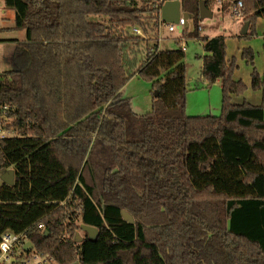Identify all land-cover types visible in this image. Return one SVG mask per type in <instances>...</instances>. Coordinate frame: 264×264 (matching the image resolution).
<instances>
[{"label": "trees", "instance_id": "trees-1", "mask_svg": "<svg viewBox=\"0 0 264 264\" xmlns=\"http://www.w3.org/2000/svg\"><path fill=\"white\" fill-rule=\"evenodd\" d=\"M3 1L27 37L0 74V108L11 107L6 128L17 133L0 139V175L15 172L0 185V241L26 232L56 264H264V103L233 102L247 86L226 39L202 37V0H181L194 11L185 38L204 43L209 87L222 83L219 117L188 115L186 52L161 50L151 5ZM205 1L212 11L217 0ZM233 1L254 36L264 0ZM243 57L254 65L251 49ZM134 77L152 83L148 114L122 97ZM252 88L264 92L256 68ZM83 225L97 237L78 242Z\"/></svg>", "mask_w": 264, "mask_h": 264}, {"label": "rangeland", "instance_id": "rangeland-1", "mask_svg": "<svg viewBox=\"0 0 264 264\" xmlns=\"http://www.w3.org/2000/svg\"><path fill=\"white\" fill-rule=\"evenodd\" d=\"M233 2V0L216 1L212 10L213 17L202 20L201 35L207 38L224 37L227 43V59H236L238 68L234 73V79L242 81L247 86V90L241 96H234L233 102L237 105L250 103L260 106L264 103V92L252 88V73L256 68L259 74L264 76V20L259 19L256 23L254 36L243 37L242 31L246 24L244 23V10L242 18L234 17L233 9L236 4ZM3 9V3L0 0V74L15 69L13 52L16 43L23 42L27 37L26 32L12 30L15 13L9 11L4 14ZM182 12L193 13L194 11L190 7H183ZM91 20L100 21L101 18L91 17ZM130 33L134 34V31L131 30ZM151 37L155 39L156 34H151ZM159 37L163 39L160 43L161 50L185 49L189 89L188 115L219 117L223 106L222 83L218 81L209 87L208 82L203 78V58L205 56L203 41L191 36L182 39L179 32L170 33L166 26L159 28ZM246 49L253 51L254 65L243 57ZM122 97L131 100L132 108L138 115H145L153 110L155 98L151 82L134 77L122 90ZM80 234L84 237V232Z\"/></svg>", "mask_w": 264, "mask_h": 264}, {"label": "built area", "instance_id": "built-area-1", "mask_svg": "<svg viewBox=\"0 0 264 264\" xmlns=\"http://www.w3.org/2000/svg\"><path fill=\"white\" fill-rule=\"evenodd\" d=\"M131 2L133 0H124ZM139 2V5H151L152 8L159 12V25L166 26L170 33L179 32L181 38L184 39L186 33L194 30V18L190 15L189 18L185 17V13L182 12L183 5L181 6V16L178 23H165L162 20V9L171 0H135ZM233 16L236 18L243 17V3L239 2L234 6ZM203 28H200L202 32ZM134 35L142 36L145 39H149L150 36L146 35L141 29L135 28ZM159 43L163 41L158 37ZM184 51L185 49L182 48ZM10 106H4L0 108V139L7 137H15L17 133L13 130H8L7 124L11 123L10 119ZM40 228H44L41 224ZM31 242L26 232L17 234L12 231H6L1 236L0 241V264H56L54 256L45 251H39L35 245L32 249L27 250L25 246Z\"/></svg>", "mask_w": 264, "mask_h": 264}, {"label": "water", "instance_id": "water-1", "mask_svg": "<svg viewBox=\"0 0 264 264\" xmlns=\"http://www.w3.org/2000/svg\"><path fill=\"white\" fill-rule=\"evenodd\" d=\"M181 6L182 1L181 0H171L169 1L162 9V20L165 23H178L180 16H181ZM200 16L201 19H207L213 17V12L208 9L207 3L205 0H202L200 2ZM186 18L190 17V14H185ZM249 30V24L246 23L245 27L242 31V35H246ZM0 179L4 184H7L9 186H13L15 184V172L13 170L4 173L0 175ZM123 217L126 221H129L131 224H134V218L126 211H123ZM82 232L88 233L89 237L92 239H95L98 235V230L94 227L83 225L82 226ZM78 236V242L83 241V237L81 236L80 232L77 234ZM34 247V244L32 242L27 243L25 248L27 250H30ZM75 264H80V262H77Z\"/></svg>", "mask_w": 264, "mask_h": 264}, {"label": "crops", "instance_id": "crops-1", "mask_svg": "<svg viewBox=\"0 0 264 264\" xmlns=\"http://www.w3.org/2000/svg\"><path fill=\"white\" fill-rule=\"evenodd\" d=\"M2 3H3V7H4V1L2 0ZM4 11H3V13L4 14H6L7 12H9V11H6L5 9H3ZM26 41V39L23 41V42H25ZM19 43H22V41L21 42H19ZM16 44H18V42L16 43ZM17 46V45H16Z\"/></svg>", "mask_w": 264, "mask_h": 264}]
</instances>
